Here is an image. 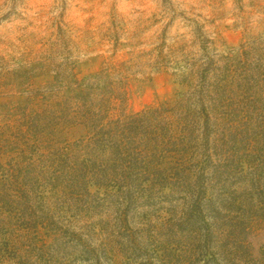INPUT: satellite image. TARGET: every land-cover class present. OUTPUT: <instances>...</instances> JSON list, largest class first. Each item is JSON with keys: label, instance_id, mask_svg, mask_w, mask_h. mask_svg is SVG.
Returning <instances> with one entry per match:
<instances>
[{"label": "trees", "instance_id": "16d2710c", "mask_svg": "<svg viewBox=\"0 0 264 264\" xmlns=\"http://www.w3.org/2000/svg\"><path fill=\"white\" fill-rule=\"evenodd\" d=\"M199 35L201 56L176 75L186 89L155 106L126 111V60L84 76L67 63L30 90L0 136V264H136L135 234L157 229L142 207L181 197L176 230L196 232L223 175L264 187V33L223 53ZM154 251L169 264L166 245Z\"/></svg>", "mask_w": 264, "mask_h": 264}, {"label": "rangeland", "instance_id": "374dc122", "mask_svg": "<svg viewBox=\"0 0 264 264\" xmlns=\"http://www.w3.org/2000/svg\"><path fill=\"white\" fill-rule=\"evenodd\" d=\"M200 30L226 52L264 33V0H0V136L13 137L30 90L67 63L84 76L126 60L127 112L172 98L186 89L176 75L201 56ZM214 191L220 208L196 232L176 230L181 197L142 207L157 229L135 234L145 245L136 264H159L161 245L169 264H264V187L223 175Z\"/></svg>", "mask_w": 264, "mask_h": 264}]
</instances>
